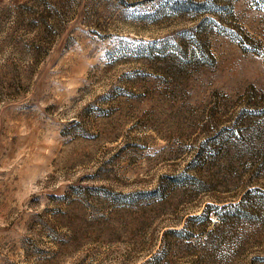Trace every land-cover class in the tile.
<instances>
[{
  "label": "rangeland",
  "instance_id": "obj_1",
  "mask_svg": "<svg viewBox=\"0 0 264 264\" xmlns=\"http://www.w3.org/2000/svg\"><path fill=\"white\" fill-rule=\"evenodd\" d=\"M0 264H264V0H0Z\"/></svg>",
  "mask_w": 264,
  "mask_h": 264
}]
</instances>
